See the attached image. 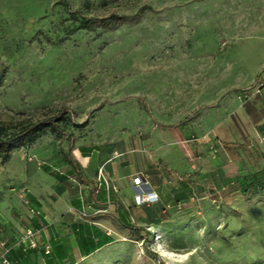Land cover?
Returning <instances> with one entry per match:
<instances>
[{
	"label": "rangeland",
	"instance_id": "rangeland-1",
	"mask_svg": "<svg viewBox=\"0 0 264 264\" xmlns=\"http://www.w3.org/2000/svg\"><path fill=\"white\" fill-rule=\"evenodd\" d=\"M68 2L0 0V124L15 133L62 115L66 132L47 127L13 151L55 159L62 144L73 155L81 146L127 155L152 127L181 125L194 143L214 144L225 170H214L197 211L167 213L140 238L71 251L60 264H264V192L244 194L236 180L264 171L261 132L212 130L262 75L264 0ZM111 14L130 19L72 31L81 15Z\"/></svg>",
	"mask_w": 264,
	"mask_h": 264
},
{
	"label": "crops",
	"instance_id": "crops-1",
	"mask_svg": "<svg viewBox=\"0 0 264 264\" xmlns=\"http://www.w3.org/2000/svg\"><path fill=\"white\" fill-rule=\"evenodd\" d=\"M261 74L244 94L238 93L232 103L224 104L234 106L235 113L224 111L215 116L213 131L224 127L261 132L256 138L264 147V68ZM144 139L142 148H134L127 155L104 147H79V154L72 155L80 176L63 155L55 159L39 157L46 161L43 165L13 150L4 163L0 157L1 233L14 243L27 226L42 229L39 247L24 252L15 245L12 260L16 264H60L71 251L89 256L129 236L126 223L154 226L167 215L163 207L170 203L180 201L186 211H197L209 198L214 170H225L214 144L204 147V143H194L181 125L152 127ZM184 140L188 141L185 145ZM223 150L228 161L236 165L233 153L230 157ZM188 154L194 156L193 160ZM142 174L147 182L137 185L134 179ZM20 190L26 192L28 204ZM151 190L158 193L157 201L135 202L136 194ZM29 206L39 210L40 217L33 216ZM47 244L51 245L50 251Z\"/></svg>",
	"mask_w": 264,
	"mask_h": 264
},
{
	"label": "trees",
	"instance_id": "trees-1",
	"mask_svg": "<svg viewBox=\"0 0 264 264\" xmlns=\"http://www.w3.org/2000/svg\"><path fill=\"white\" fill-rule=\"evenodd\" d=\"M61 3L64 6L70 7L68 0H61ZM73 13H76L77 10L72 9ZM138 14V13H137ZM130 19L127 15H117L111 14L108 16L97 17V16H84L81 15L78 18L79 23L74 24L72 31L81 29V28H92L96 26H111L119 25L127 22ZM6 68L3 65H0V86L6 78ZM63 118L62 115L50 117L49 119H44L37 123L23 127L20 131L15 133H7L6 127L0 124V157L1 162L4 163L10 156L11 151L20 143L33 142L47 127H51L54 130L58 131L60 134L66 136L65 130L58 124V121ZM60 151L65 159L70 161L74 166L78 176L80 173L77 170L78 162L73 157V155L67 151L62 144H60ZM241 191L247 195H253L257 193L264 192V171H256L243 176H238L236 178ZM178 202L170 203V207L164 206L163 209L168 210V213H172L176 210L184 209V206L178 207ZM125 227L128 229L129 234L132 237L140 238L143 230H147L148 227L143 225L136 224L134 222L126 223ZM101 246V245H99Z\"/></svg>",
	"mask_w": 264,
	"mask_h": 264
},
{
	"label": "built area",
	"instance_id": "built-area-1",
	"mask_svg": "<svg viewBox=\"0 0 264 264\" xmlns=\"http://www.w3.org/2000/svg\"><path fill=\"white\" fill-rule=\"evenodd\" d=\"M259 91L260 90L258 89L257 92ZM187 142H188L187 140H184L183 144L185 145ZM262 142H264V136L262 137ZM25 153L26 156H28L29 160H35L39 165H43L46 163L45 160L36 158L34 155L28 153L27 150H25ZM188 157L190 160H193L194 158L192 154H188ZM134 180L137 185H141L142 183L147 182L143 174L141 176H137ZM19 193L22 196L24 202L28 204L29 200L26 197V192L24 190H20ZM211 193L212 191L210 192V194ZM158 199H159V195L154 190L143 191L135 195V202L137 204L153 202V201H157ZM214 201L216 200L214 199ZM177 205L178 207H182L184 206V203L179 202ZM167 207H170V205L168 204ZM29 210L33 216L40 217L41 213L36 208L29 206ZM41 230H42L41 228L35 227L33 225H29L25 228V230L22 233H20V235L18 236V238L15 240L14 243H11L10 239L4 236L0 231V264H16L11 258V251L15 245L20 246L21 250L24 252L37 249L39 247V238H40ZM46 249L47 251H50L51 245L47 244Z\"/></svg>",
	"mask_w": 264,
	"mask_h": 264
}]
</instances>
